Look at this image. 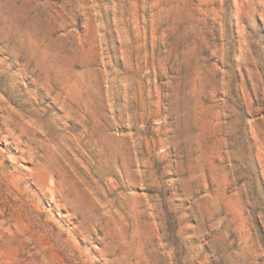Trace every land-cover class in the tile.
I'll return each instance as SVG.
<instances>
[{
	"label": "rangeland",
	"instance_id": "374dc122",
	"mask_svg": "<svg viewBox=\"0 0 264 264\" xmlns=\"http://www.w3.org/2000/svg\"><path fill=\"white\" fill-rule=\"evenodd\" d=\"M0 264H264V0H0Z\"/></svg>",
	"mask_w": 264,
	"mask_h": 264
}]
</instances>
